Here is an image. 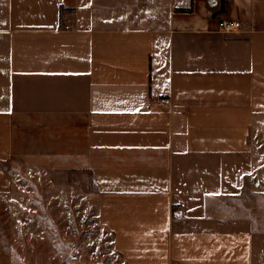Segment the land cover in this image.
<instances>
[{"label": "crops", "instance_id": "1", "mask_svg": "<svg viewBox=\"0 0 264 264\" xmlns=\"http://www.w3.org/2000/svg\"><path fill=\"white\" fill-rule=\"evenodd\" d=\"M216 1L0 0V180L89 176L126 264H264V0Z\"/></svg>", "mask_w": 264, "mask_h": 264}, {"label": "rangeland", "instance_id": "2", "mask_svg": "<svg viewBox=\"0 0 264 264\" xmlns=\"http://www.w3.org/2000/svg\"><path fill=\"white\" fill-rule=\"evenodd\" d=\"M0 264H126L97 218L91 178L3 164Z\"/></svg>", "mask_w": 264, "mask_h": 264}, {"label": "built area", "instance_id": "3", "mask_svg": "<svg viewBox=\"0 0 264 264\" xmlns=\"http://www.w3.org/2000/svg\"><path fill=\"white\" fill-rule=\"evenodd\" d=\"M246 26V24H241L240 22H236L233 20H224L218 23L219 30L224 33H232L242 28H245ZM66 28L69 29V27Z\"/></svg>", "mask_w": 264, "mask_h": 264}, {"label": "water", "instance_id": "4", "mask_svg": "<svg viewBox=\"0 0 264 264\" xmlns=\"http://www.w3.org/2000/svg\"><path fill=\"white\" fill-rule=\"evenodd\" d=\"M209 5L214 7L217 5V1L216 0H209Z\"/></svg>", "mask_w": 264, "mask_h": 264}]
</instances>
